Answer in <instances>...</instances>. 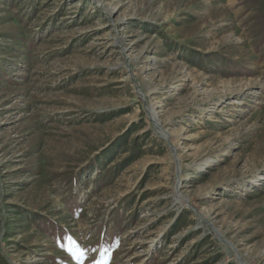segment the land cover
<instances>
[{
  "label": "rangeland",
  "instance_id": "374dc122",
  "mask_svg": "<svg viewBox=\"0 0 264 264\" xmlns=\"http://www.w3.org/2000/svg\"><path fill=\"white\" fill-rule=\"evenodd\" d=\"M0 264H264V0H0Z\"/></svg>",
  "mask_w": 264,
  "mask_h": 264
},
{
  "label": "trees",
  "instance_id": "16d2710c",
  "mask_svg": "<svg viewBox=\"0 0 264 264\" xmlns=\"http://www.w3.org/2000/svg\"><path fill=\"white\" fill-rule=\"evenodd\" d=\"M120 140V139H119ZM119 140H117L115 143H113L112 145H110V147L108 148L109 150H112L113 148H115L117 145V143H118V141ZM134 157H136V156H133V155H130L128 158H127V160L128 161H130V160H132V159H134Z\"/></svg>",
  "mask_w": 264,
  "mask_h": 264
}]
</instances>
